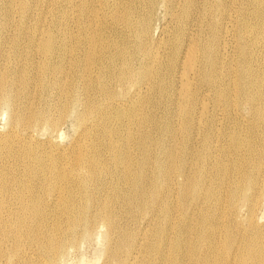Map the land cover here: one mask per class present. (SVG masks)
Wrapping results in <instances>:
<instances>
[{
    "label": "bare ground",
    "instance_id": "bare-ground-1",
    "mask_svg": "<svg viewBox=\"0 0 264 264\" xmlns=\"http://www.w3.org/2000/svg\"><path fill=\"white\" fill-rule=\"evenodd\" d=\"M3 111L0 264H264V0H0Z\"/></svg>",
    "mask_w": 264,
    "mask_h": 264
},
{
    "label": "rangeland",
    "instance_id": "rangeland-1",
    "mask_svg": "<svg viewBox=\"0 0 264 264\" xmlns=\"http://www.w3.org/2000/svg\"><path fill=\"white\" fill-rule=\"evenodd\" d=\"M50 17H51L50 14L48 16V15H44V14L40 13V14H32L30 19L36 21L37 26H39V25H42L43 23H48L49 24L52 21V18H50ZM157 23L155 24V28H156V29H154L155 31L153 30L154 37H157L159 35L160 27H161V25H163L162 21H157ZM31 73L33 75L36 74V71H35L34 67H32ZM2 114H3L2 116L0 115V130L4 131V130H6V123H7V120H8L7 119L8 113L6 115V114H4V111H3ZM60 133H61V137L59 139L64 144H67L73 137L72 131H71V129H70V127L68 125L62 126L60 128ZM259 213H261V215H263V213H264V204L262 205ZM263 221H264V219H263ZM98 249H99V245H96V244L88 245V246H85L83 248L82 254H83V256H85L87 261L95 262L94 258L96 256V252L98 251Z\"/></svg>",
    "mask_w": 264,
    "mask_h": 264
}]
</instances>
